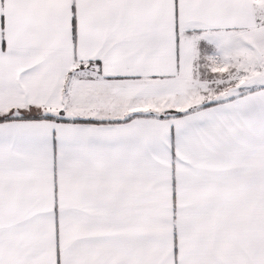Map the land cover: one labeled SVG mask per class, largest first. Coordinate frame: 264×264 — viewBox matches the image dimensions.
<instances>
[{"label": "snow or ice", "instance_id": "1", "mask_svg": "<svg viewBox=\"0 0 264 264\" xmlns=\"http://www.w3.org/2000/svg\"><path fill=\"white\" fill-rule=\"evenodd\" d=\"M0 264H264V0H0Z\"/></svg>", "mask_w": 264, "mask_h": 264}]
</instances>
